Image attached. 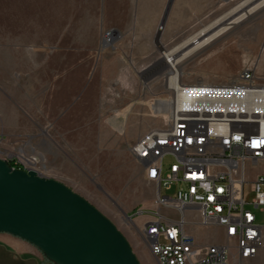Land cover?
<instances>
[{
  "label": "crops",
  "instance_id": "obj_1",
  "mask_svg": "<svg viewBox=\"0 0 264 264\" xmlns=\"http://www.w3.org/2000/svg\"><path fill=\"white\" fill-rule=\"evenodd\" d=\"M244 1L0 0V137L12 143L36 135L84 148L95 142V158L105 164L110 135L99 116L100 94L109 86L132 91L143 72L153 75L159 34L169 44ZM113 50L121 55L109 57ZM64 174L48 177L68 186ZM0 264L53 263L31 243L0 233Z\"/></svg>",
  "mask_w": 264,
  "mask_h": 264
},
{
  "label": "built area",
  "instance_id": "obj_2",
  "mask_svg": "<svg viewBox=\"0 0 264 264\" xmlns=\"http://www.w3.org/2000/svg\"><path fill=\"white\" fill-rule=\"evenodd\" d=\"M164 69L163 124L129 149L155 189L153 207L137 214L146 218L138 233L158 264H250L264 251V83L253 66L229 83L180 80L170 88L174 71ZM167 157L174 159L169 165ZM4 160L43 175L36 156L10 153ZM188 211L198 214L194 225L222 228L226 243L200 244L186 230Z\"/></svg>",
  "mask_w": 264,
  "mask_h": 264
},
{
  "label": "rangeland",
  "instance_id": "obj_3",
  "mask_svg": "<svg viewBox=\"0 0 264 264\" xmlns=\"http://www.w3.org/2000/svg\"><path fill=\"white\" fill-rule=\"evenodd\" d=\"M240 3L233 2L225 9L210 14L169 44H162L159 34L153 63L161 58L166 61L165 53L171 52L185 40L231 12ZM116 51L113 50L109 57L121 55L120 50ZM125 58L130 61V54H125ZM253 66H256L259 82L264 83V8L184 61L179 82L229 83L236 80L244 69ZM161 67L165 68L162 72L169 69L166 65H158L154 68L153 75L139 77L138 86L132 91H120L117 87L109 86L108 91L100 94L99 116L102 127L106 128L110 135V140L103 149L108 150L109 154L105 164H100L95 158L101 153L98 143L95 142L89 143V148H84L77 141H40L34 138L36 135L12 143L4 142L2 136L0 137V159L4 160L10 153L22 152L26 156H36L40 159V166L46 177L55 171L67 173L68 175H61L67 187L85 198L115 224L129 241L141 264H158L138 233L141 221L146 218L137 215L140 207H153L155 189L154 185L147 182L141 165L131 157L129 149L150 129L162 126V116L168 112V107H161V103L169 95L165 80L158 73ZM168 86L171 87L169 82ZM160 99L162 101H159L155 116L152 104ZM80 153H83L84 159L74 156ZM173 161V158L167 157L165 165ZM249 191L250 187L247 186V198L251 199ZM163 213L173 215L175 219L181 217L180 214L167 210H163ZM126 215L134 221H128ZM186 219L187 232L195 236L200 244L226 243L222 228L193 224L199 220L197 212L188 211ZM250 264H264V251Z\"/></svg>",
  "mask_w": 264,
  "mask_h": 264
},
{
  "label": "water",
  "instance_id": "obj_4",
  "mask_svg": "<svg viewBox=\"0 0 264 264\" xmlns=\"http://www.w3.org/2000/svg\"><path fill=\"white\" fill-rule=\"evenodd\" d=\"M163 63L162 58L150 69ZM0 233L31 243L53 264H141L127 238L85 198L55 179L14 169L2 159Z\"/></svg>",
  "mask_w": 264,
  "mask_h": 264
},
{
  "label": "bare ground",
  "instance_id": "obj_5",
  "mask_svg": "<svg viewBox=\"0 0 264 264\" xmlns=\"http://www.w3.org/2000/svg\"><path fill=\"white\" fill-rule=\"evenodd\" d=\"M263 8L264 0H246L210 26L205 27L194 36L185 40L171 52L165 53V64L170 70L174 71V75L169 81L170 88H173L179 82L181 66L184 61L244 20L250 19L251 16Z\"/></svg>",
  "mask_w": 264,
  "mask_h": 264
}]
</instances>
